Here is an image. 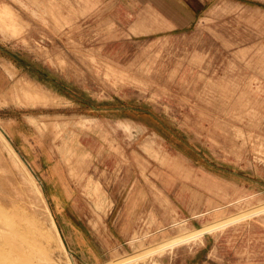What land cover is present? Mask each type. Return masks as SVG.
<instances>
[{
    "label": "rangeland",
    "instance_id": "374dc122",
    "mask_svg": "<svg viewBox=\"0 0 264 264\" xmlns=\"http://www.w3.org/2000/svg\"><path fill=\"white\" fill-rule=\"evenodd\" d=\"M0 7V245L264 264V0Z\"/></svg>",
    "mask_w": 264,
    "mask_h": 264
},
{
    "label": "bare ground",
    "instance_id": "6f19581e",
    "mask_svg": "<svg viewBox=\"0 0 264 264\" xmlns=\"http://www.w3.org/2000/svg\"><path fill=\"white\" fill-rule=\"evenodd\" d=\"M1 9V7H0ZM1 12H0V17L1 16ZM10 16V15H9ZM7 22H5L6 24ZM13 37V36H12ZM26 44V43H25ZM29 171V170H28ZM31 179V177H30ZM35 182V181H34ZM40 185V184H39ZM34 187V186H33ZM35 193H36V196L39 198V199H42V196H41V192L39 190V188L37 186H35ZM45 199V198H44ZM44 203V202H43ZM46 207V206H45ZM48 212V211H47ZM49 214V213H48ZM48 221H49V225H50V230H51V234H53L52 236L55 237L58 245L60 244L61 245V238H60V234L58 233V230H57V227L54 223V220L53 218L51 217V215L49 216L48 218ZM64 245V244H63ZM10 245H6V243H3L0 245V264H23L22 262V258L20 256H16L13 252V250H10ZM62 246V245H61ZM73 262V261H72Z\"/></svg>",
    "mask_w": 264,
    "mask_h": 264
}]
</instances>
